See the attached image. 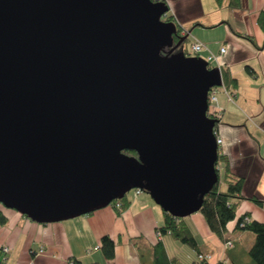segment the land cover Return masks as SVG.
<instances>
[{
	"label": "water",
	"instance_id": "obj_1",
	"mask_svg": "<svg viewBox=\"0 0 264 264\" xmlns=\"http://www.w3.org/2000/svg\"><path fill=\"white\" fill-rule=\"evenodd\" d=\"M168 11L164 0H0L5 208L62 222L138 188L172 216L201 209L220 178L209 92L223 75L184 53L190 34Z\"/></svg>",
	"mask_w": 264,
	"mask_h": 264
},
{
	"label": "crops",
	"instance_id": "obj_2",
	"mask_svg": "<svg viewBox=\"0 0 264 264\" xmlns=\"http://www.w3.org/2000/svg\"><path fill=\"white\" fill-rule=\"evenodd\" d=\"M165 1L178 28L205 44L200 56L206 60L214 56L209 64L237 80V88L218 87L217 101L209 111L219 117L216 137L222 139L220 152L229 160L230 170L245 180L242 194L264 202V22L259 19L264 0ZM126 196L127 205L121 214L111 204L51 223L35 222L0 203L7 219V224H0V247H10L7 264H70L74 258L84 264H153L152 247L160 239L157 228L164 221L163 209L147 193ZM237 213H247L251 220L264 223V204L245 199ZM186 221L199 251L171 235L162 236L173 264H194L198 253L209 255L210 264H244L243 257L250 248L241 251L236 242L249 234L238 232L236 220L229 223L226 234L232 247H226L211 232L199 211ZM105 235L115 242L113 259L105 258L100 249Z\"/></svg>",
	"mask_w": 264,
	"mask_h": 264
},
{
	"label": "trees",
	"instance_id": "obj_3",
	"mask_svg": "<svg viewBox=\"0 0 264 264\" xmlns=\"http://www.w3.org/2000/svg\"><path fill=\"white\" fill-rule=\"evenodd\" d=\"M165 1V0H164ZM167 22H175L174 17L169 13L163 18ZM261 22H264V13H261L259 16ZM181 30L178 31V33ZM188 40V39H187ZM186 40V41H187ZM184 53L190 56L187 50V47H183ZM198 56V55H197ZM223 74V84L224 87L227 88H237V80L231 76L230 73L222 72ZM218 88V87H217ZM211 117H215L214 114L210 113ZM217 121V125L219 122V118L215 117ZM216 125V127H217ZM125 153L131 156H137L138 153L135 151H124ZM218 164L222 165V168L219 170L220 178L219 183L212 187L210 193H208L203 198V204L200 213L204 214L207 225L211 232L217 235L222 242H231L227 237L228 225L233 220H236V229L241 231H249L254 233L255 241L253 246L249 249L248 255L251 257V264H264V223L259 222L257 220H251L249 214L245 213L244 215L238 216L237 210L239 209L243 200L247 199L253 202H256L259 205H263L264 202L260 201L258 198L250 197L247 198L242 194L243 185L245 180L243 177H240L233 173L230 170L229 160L224 154H222L219 150ZM145 193V192H144ZM147 193V192H146ZM148 194V193H147ZM117 203H120V207H117ZM112 204L117 207L118 214L125 209L127 205V196L122 200H115ZM164 221L157 228V232L161 233L162 236L171 235L175 240L182 242L186 246L190 247L195 251H199L198 241L196 236H194L192 229L188 226L186 218L175 217L170 213H166L163 211ZM248 218V220H246ZM0 224H7V219L4 214L0 211ZM101 251L103 255L107 259H113L115 257V242L111 239L110 236L105 235L101 238ZM153 249V264H173L172 259L170 260L167 256L166 248H164V244L162 239L152 247ZM198 255H207L198 253ZM70 264H84L82 261L77 259H72ZM92 264H99L98 262H94ZM194 264H210L208 259L197 260ZM214 264H226L222 261H218Z\"/></svg>",
	"mask_w": 264,
	"mask_h": 264
},
{
	"label": "built area",
	"instance_id": "obj_4",
	"mask_svg": "<svg viewBox=\"0 0 264 264\" xmlns=\"http://www.w3.org/2000/svg\"><path fill=\"white\" fill-rule=\"evenodd\" d=\"M181 33L182 34H186L184 29L181 31ZM205 49H206L205 44L200 43L198 41H193V43L191 44V46L187 50L193 56L194 55L200 56V54H202V52ZM221 52H222V54L225 53V48H222ZM213 59H214V56H210V57H208L207 61L209 62L210 60H213ZM217 89L218 88L216 87V88L212 89L209 92V96H210L209 97V104L210 105L217 101ZM211 114H213V113H211ZM215 117H217V116L215 115ZM221 142H222V139L221 138H217L218 146L221 144ZM217 167H218V170H220L222 168V165L220 164ZM135 191H136L137 195L141 194L143 192L141 189H138V188H136ZM116 206L120 207V203H117ZM246 220H248V218H246ZM157 238H161V233L160 232H157ZM224 245L226 247H232L233 246L231 242H224ZM9 251H10V247H7V246L0 247V264H7ZM42 251H44V246H41V248L39 250L40 253H42ZM197 257H198V260H203V259L210 260L211 259V257L209 255H198Z\"/></svg>",
	"mask_w": 264,
	"mask_h": 264
},
{
	"label": "rangeland",
	"instance_id": "obj_5",
	"mask_svg": "<svg viewBox=\"0 0 264 264\" xmlns=\"http://www.w3.org/2000/svg\"><path fill=\"white\" fill-rule=\"evenodd\" d=\"M195 36H193V37H189L188 38V40L186 41V46L188 47H190L191 46V44L193 43V41H195ZM202 55V54H201ZM200 57H202V56H200ZM127 195L128 196H135L136 197V191L135 190H132V191H130L129 193H127ZM147 195H149V194H147ZM151 197V196H150ZM152 198V197H151ZM154 201V200H153ZM238 230V229H237ZM238 232H240V233H245V232H247L246 234H249V236L248 235H246L245 236V238H243V239H241V240H239V239H237V245L239 246V250H243V249H245V247H247V249H249V248H251L252 246H253V243H254V241H255V235H254V233H251V232H249V231H241V230H238ZM237 237V236H236ZM249 238H252L251 239V241H249ZM252 240H253V242H252ZM249 247V248H248ZM243 262H244V264H251V257H250V255H248V253L246 254V256L245 257H243ZM228 264H232L231 262H228Z\"/></svg>",
	"mask_w": 264,
	"mask_h": 264
},
{
	"label": "flooded vegetation",
	"instance_id": "obj_6",
	"mask_svg": "<svg viewBox=\"0 0 264 264\" xmlns=\"http://www.w3.org/2000/svg\"><path fill=\"white\" fill-rule=\"evenodd\" d=\"M179 34H181V36H182V35H185V34H182L181 32H179ZM177 41H178V38L175 37L174 43H176ZM186 44H187V43H186V41H185V42H184V47H186ZM169 50H170V48H166V51H169ZM179 50H180V49H179ZM179 50H177L176 52H178Z\"/></svg>",
	"mask_w": 264,
	"mask_h": 264
}]
</instances>
